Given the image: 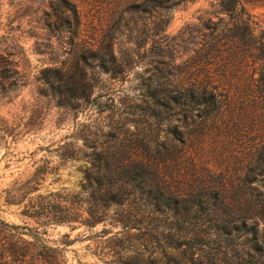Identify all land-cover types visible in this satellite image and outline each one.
Here are the masks:
<instances>
[{"label":"rangeland","instance_id":"rangeland-1","mask_svg":"<svg viewBox=\"0 0 264 264\" xmlns=\"http://www.w3.org/2000/svg\"><path fill=\"white\" fill-rule=\"evenodd\" d=\"M68 1L77 6L81 23L78 38L64 29L71 18L57 0H0V51L12 55L18 73L3 83L5 90H0V219L31 227L47 245L58 249L66 264H228L235 253L250 251L251 237L241 233L237 238V232L232 231L234 238L224 240L213 227L202 244L171 250L165 245L167 234L174 233L167 229L172 220L167 213H149L140 229L127 231L109 222L92 228L78 223L43 226L23 216L22 206L9 202L5 191L37 170V193L71 196L77 192L92 152L80 139L99 129L101 141L118 138L159 164L160 172L175 187L200 192L204 183L217 185L225 201L215 203L217 212L211 218L216 221L232 222L247 210L236 186L255 151L264 150V92L256 88L263 62L254 48L231 45L224 53L205 56L207 45L202 47V43L209 40L205 25L215 27L216 33L232 25L200 23L208 18L216 20V2L196 0L169 11L157 10L146 2L147 11L141 13L125 10V4L144 0ZM240 5L249 17L245 23L249 40L253 46H264V1L241 0ZM162 20L165 22L159 23ZM55 23L63 24L60 31L49 28ZM109 36L113 38L109 40ZM80 42L98 50L110 44L114 56L127 61V70L111 77L96 67L91 69L95 77L92 98H97L74 113L58 108L39 93L40 72L61 62L68 67ZM156 53L171 59L174 79L182 73L208 78L215 94H222L208 119L198 117V111L189 114L165 109L162 121L147 120L142 108L130 109L129 103L147 83L150 61ZM173 136H183L185 146L172 147ZM71 141L80 151L73 159L63 160L59 147ZM259 185L262 188L264 179ZM209 212H197L192 224L183 227L195 230L202 224L201 229H205L201 218ZM263 229L260 221V232Z\"/></svg>","mask_w":264,"mask_h":264},{"label":"trees","instance_id":"trees-1","mask_svg":"<svg viewBox=\"0 0 264 264\" xmlns=\"http://www.w3.org/2000/svg\"><path fill=\"white\" fill-rule=\"evenodd\" d=\"M194 1L196 0L128 2L125 4V10L144 13L147 11L145 3L149 2L153 3L157 10L169 11ZM214 1L218 10L217 16L213 17L216 20L212 22V18H208L200 23L232 25L217 33L215 27L205 25L209 39L202 43V47L207 45L205 56L216 51L224 53L225 47L230 45L237 48H254L257 51L256 57L263 62L256 80V88L264 92V46H253L249 40L250 32L245 24L249 23V17L240 5L241 0ZM57 3L61 10L69 12L71 18L67 20L68 23H64V29L71 37L78 38L81 23L76 4L68 0H57ZM223 18L227 21L224 22ZM62 25L55 23L49 25V28L60 31ZM158 29L161 31V27ZM112 38L109 36L108 39ZM11 56L10 53L0 51V90L6 89L3 84L5 81L18 75ZM156 56L150 61L151 73L147 83L142 85L137 99L129 103L130 109L142 108L147 120L162 121V112L165 109H179L180 112L189 114L198 111V117L208 119L210 109L216 110L218 98L222 97V94H215L216 88L208 78H192L187 76V73H182L179 79H174L171 59L164 58V55L159 53H156ZM126 62L125 59H117L114 56L110 44L98 50L87 42H80L68 67H64L61 62L60 65H51L41 70L39 93L53 100L58 108L77 113L81 106L88 105L97 98H92L95 77L90 70L96 67L111 77H119L127 70ZM9 84L13 85L14 82ZM99 132V129L88 131L87 135L80 139L92 152L87 156L80 189L77 192H73L71 196L61 193H37L40 180V172L37 170L24 182L14 183L5 191L9 202L22 206L23 216L43 226L78 223L92 228L99 223L109 222L127 231L140 229L149 213H167L172 218L167 229L169 232L174 231L167 234L165 241L169 249L194 248L197 244H202L210 227H213L217 236H222L224 240L234 238L231 236L232 231L237 232V238L241 233L251 237V252L248 251L245 255L235 253L233 260L228 264H264V229L262 232L259 230V222L264 223V185L262 188L259 185L264 179V150L255 151L250 166L236 186L238 196L246 205V212L234 217L232 222L223 219L216 221L211 218V214L217 212L215 203L217 200L225 201L222 191L217 190V185L204 183L200 192L175 187L160 172L159 164L145 159L139 155L137 149L123 144L118 138L109 143L101 141ZM73 140L77 141L75 138ZM170 142L172 147L182 148L186 139L183 136H173ZM125 149H128V152H125ZM59 150V157L63 160L73 159L80 151L73 141L60 145ZM203 210L210 211L201 218L206 224L205 229H201L202 224L195 230L183 227L191 225L192 220L197 218V212ZM25 236H31L32 239L28 240ZM192 254L196 252L192 251ZM0 264H66V261L57 248L47 245L31 227L8 224L0 219Z\"/></svg>","mask_w":264,"mask_h":264}]
</instances>
